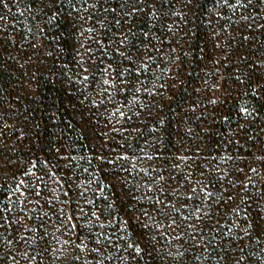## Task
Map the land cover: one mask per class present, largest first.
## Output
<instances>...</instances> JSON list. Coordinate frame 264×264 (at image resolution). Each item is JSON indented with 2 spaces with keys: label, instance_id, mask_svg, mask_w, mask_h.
<instances>
[{
  "label": "trees",
  "instance_id": "16d2710c",
  "mask_svg": "<svg viewBox=\"0 0 264 264\" xmlns=\"http://www.w3.org/2000/svg\"><path fill=\"white\" fill-rule=\"evenodd\" d=\"M6 3L7 8L0 4V16L5 17L0 20V57L2 51L25 57L36 51L33 45L37 47L41 42L44 45H39L37 51L46 60L47 72L40 67L24 69L23 74L36 82V97L22 101V105L36 110L32 117L23 115L22 123L10 126L4 125L0 115V214L11 205L6 219L12 225L8 231L0 228V264H12L10 255L16 256L17 264H27L15 239L20 223L15 219L20 215L17 205L25 194L31 211L24 215L32 217L27 222L36 227L43 224V229L51 234L47 239L54 236L67 240L71 235L75 240L72 233L76 230L65 232L68 225L64 223L73 214L71 222L83 226L82 237L100 232L104 233L102 242L111 237V243L105 244L101 254L53 243L40 264H72L74 255L80 256L74 264H97V260L99 264H183V258L174 259L168 253L184 251L192 241L178 249L176 240L163 236L165 229H151L153 234L160 233L156 236V251L149 247L144 253H136L128 245L138 241L140 222L145 220L141 210H148L151 215L150 206L157 196L170 198L180 207L186 197L171 195L175 184L168 177L179 178L185 172L195 173L194 180L200 179L213 193L207 199L202 196L190 203L195 208H201V202L211 203L212 215L220 221L221 228L211 241L209 252L204 253L210 258L196 264H215L211 250L223 255L221 250L235 236L242 239L236 240L235 251H229L231 260L243 255L245 259L240 264H264V235L254 227L248 229L247 235L240 233L245 221L253 219L257 211L256 204L250 205L246 197L257 201V190H264V0ZM153 4L157 14L149 16L152 8L148 5ZM132 7L141 10L132 17L125 16ZM111 8H116V12H111ZM116 20H120L119 25ZM128 27L135 33L129 36L131 45L148 44L141 56L147 67L136 64L134 67H139L140 72L125 73L119 80L113 75L110 78L114 85L104 84L99 70L94 73L92 66L102 69L113 63L115 67V61L121 59L115 48L124 51V47L118 43L110 45L108 40L118 41L119 32ZM89 28L93 31L89 32ZM145 32L147 37L142 34ZM14 33L19 39L9 37ZM97 41L103 42L99 52ZM208 43L225 45L231 55L237 50L242 54L237 62L223 65L230 84L222 105L212 95L219 91L212 86L218 83L204 78L200 66L187 62V69H191L185 71L170 69L167 64L176 55L173 45H180L186 57H197L205 54L203 45ZM104 48L110 55L101 56ZM89 49L92 51L88 52ZM144 52L152 59L144 58ZM127 54L135 55L131 47ZM81 63L88 68V80L83 79ZM180 75L189 82L177 85ZM10 76L0 66V78L5 85L11 81ZM136 77L140 82L133 87L129 81L135 83ZM13 89L23 97L24 87ZM192 105L194 112L189 108ZM241 107L252 114L240 112ZM209 108L214 111L206 112ZM185 110L191 111L180 116L179 112ZM201 172L211 180L210 184L200 177ZM158 176L164 180H158ZM21 180L24 184H20ZM37 184L40 187L33 194ZM158 188L164 192H158ZM59 209H63V215ZM181 211L187 215L194 208ZM92 212H97L99 221ZM32 235L28 233L29 237ZM39 235H44V231ZM9 239L13 240L12 247L7 244ZM140 247H144L142 241ZM61 248L66 249L67 259L60 255ZM38 251L37 245L31 246L29 257H36L32 264L40 260ZM200 252L201 246L196 245L195 252L189 251V255Z\"/></svg>",
  "mask_w": 264,
  "mask_h": 264
},
{
  "label": "snow or ice",
  "instance_id": "6c2138e0",
  "mask_svg": "<svg viewBox=\"0 0 264 264\" xmlns=\"http://www.w3.org/2000/svg\"><path fill=\"white\" fill-rule=\"evenodd\" d=\"M107 2V0H105ZM125 3H127V0H125ZM0 4H3L5 8L8 7V4L6 3V0H0ZM98 5H93V7H96ZM119 6V5H118ZM152 8V11L149 12L147 15L152 16L156 15V6L148 5ZM104 11H108L109 9H103ZM116 8H111L110 11L115 13ZM141 9H137L135 7H132L130 12L125 13V16L132 17L134 13L140 11ZM70 15V14H69ZM5 19V17L0 16V20ZM115 23L117 25L120 24V20H116ZM102 27H106L101 22ZM170 27V26H169ZM89 32H92L93 29L89 28ZM145 37H147L148 33H142ZM129 36H135V33L131 31V28L128 27L124 31L119 32L120 39L118 41H115L113 39H109L108 43L111 45L113 43H118L119 45L124 47V51H121L120 47L115 48V52L119 53L121 59L118 61H115V67L113 66V63L106 64L102 69H99L98 65H93V72L95 73L97 70H99V74L102 78V81L104 84L107 85H114V81L110 78L111 76L115 75L117 77V80H119V77L124 75L125 73H138L140 72L139 67H134L136 64H140L141 67H147L146 64H144V60L141 58L142 56V50L148 48V44H140L139 47L131 45L129 43ZM150 43V42H149ZM97 44L99 47L96 49V51H100L101 48H103V42L97 41ZM132 48L135 55H128V49ZM92 50L89 49L88 52H91ZM77 55H80L78 52ZM110 55L107 48H104L101 52V56ZM144 58L151 60L152 57L148 56L146 52L143 53ZM92 57L89 56V59ZM81 60H84V57L81 56ZM127 62V63H125ZM81 70L85 75L83 76L84 80H88V68L84 67V64L81 63L80 65ZM139 77H136L135 83H132V81H129L130 84H132L133 87L136 86V84H139ZM127 87V85H125ZM117 91H120V89H117ZM93 103H96V101H93ZM254 111V110H253ZM240 112L245 113L246 115H251L252 113L249 111L248 108L241 107ZM120 115L123 116L124 113L120 112ZM225 120L228 119L227 116L224 117ZM240 127H244L243 124L240 125ZM135 159V157H132ZM186 159V158H185ZM173 167H176L173 165ZM252 172H255V169H251ZM55 173H53V176ZM195 173H187L185 172L182 177H173L169 176L168 180L172 181L175 184V187L171 189V195L180 197L184 196L186 199L180 203V207H177V203L173 202L172 199L166 198V199H160L159 196H157L152 204H151V215L149 214L148 210H141L142 215L145 218L144 221H141V231L139 233L138 241L135 244H129L128 247L133 248L136 253H144L149 247H153V251H156V248L154 245H156L158 242L156 241V236L160 235L159 232H156L155 234L152 233L151 229H165L163 236L168 237L169 239H174L177 241V248H184L185 243L188 241H192L191 244H188V248H184V251L177 250L174 254L169 252L168 255L172 256L174 259L176 258H183V264H196V261L201 259H208L210 257H205L204 253L209 252V245L212 240L217 238V233L221 232V228L219 227L220 221L215 219L212 215V207L213 205L211 203L204 204L201 202V208H195V206L190 203L191 201L198 200L200 197H204L205 199L211 197L213 193L208 191V188L205 184L201 183L200 179L194 180ZM200 177L207 181L209 184L211 183V180H209L208 177L205 176L203 172H201ZM158 180H164L163 176H158ZM20 184H24V181L21 180ZM186 186V188H185ZM40 185L37 184L36 188L32 190L33 194L36 193V189H39ZM149 188L152 187L151 184L148 185ZM234 187V186H233ZM183 189V190H182ZM199 189V191H197ZM17 191H19V186H17ZM158 192L163 193V188H158ZM257 194L259 196V200L253 201L252 198L246 197L249 199L250 205L252 203L256 204V215L253 218L255 221V224L253 223V219H248L245 221V227L240 228V233L247 235L249 228H255L258 229L259 233L261 235H264V190L258 189ZM67 195V193H65ZM148 199H152L149 197ZM229 199H231V196H229ZM52 200L49 199L48 203H51ZM24 205L23 207H20V205ZM28 204V196L27 194L24 195V198L22 201L18 202L17 209L20 215H17L15 217L16 220L20 221L18 227L15 229L16 236L15 239L19 241V244L16 245V247L20 248V255L22 258H24L27 261V264H32V261L36 259L35 256L29 257V251L31 250L32 245H37V247L40 249L38 251V255L40 257V260L37 261V264H40L45 258V254L48 253L49 249L51 248V245L53 243L57 244H63V245H74L75 250L83 251L87 249L90 253H96L101 254V249L105 246L107 243H111V237L107 238V240H104L102 242V237H104V233L100 232L98 235H87L85 237H82L80 235V231L83 230V226H78L75 223H72L73 216H68L66 218V223L68 226L65 228V232H69V230H76L72 234L75 235V240L71 239V235L69 236V239L62 240L57 239L56 237H52L51 240L47 239L48 236L51 234L43 229V224H41L39 227H36L34 225L29 224L27 221L31 220V215H24L29 213L31 210L27 207ZM219 202H217L216 207L217 210L219 209ZM11 208V205L3 209V214H0V220H3L4 223L0 224V228H4L5 231H8L10 228H12V225L8 223V220L6 219L7 214L9 213ZM193 209L194 211H190L187 215L185 212L181 211V209ZM204 209L203 214L201 215V211ZM61 215H63V209L58 210ZM47 215V214H45ZM91 215L96 218L97 221H99L100 217L97 214V212H92ZM244 215L247 217L248 212L245 211ZM154 217H160L161 219L157 220ZM193 217H195V220H193ZM164 221H167V224L164 223ZM191 221V222H189ZM64 223L61 224V227H64ZM7 225V227H5ZM151 225V227H150ZM215 225V228H214ZM236 227H239V225H235ZM43 230L44 235H39V232ZM169 230L171 231L172 235L169 237ZM88 231L91 232V226H88ZM33 233L32 236H28V233ZM198 233V235L193 236L191 233ZM231 230H229V233ZM227 235V234H225ZM221 240L224 239V236L220 237ZM237 239H242V236H235L232 240H229L227 244H225V248L221 251L223 252V255H221L219 252H216L215 249L211 250V253L214 254L215 258V264H220V261H224L225 264H240V261H243L245 257L241 255L238 260H231L229 256V251H235L234 244ZM87 241V243H86ZM144 243V247H140V242ZM7 244L9 247L13 246V240L9 239L7 240ZM88 244H92V247H88ZM196 245L201 246V252L199 255H189V251L195 252ZM229 245H233V247H229ZM219 247V245H217ZM242 251V250H241ZM60 255L65 256V259H67V256L65 255L66 249L61 248L59 249ZM2 258V257H0ZM8 259L12 260V264H17L16 256H8ZM80 259L79 255H74L72 257V264H74V261H78ZM97 264H99V261L97 260Z\"/></svg>",
  "mask_w": 264,
  "mask_h": 264
},
{
  "label": "built area",
  "instance_id": "2783aa9c",
  "mask_svg": "<svg viewBox=\"0 0 264 264\" xmlns=\"http://www.w3.org/2000/svg\"><path fill=\"white\" fill-rule=\"evenodd\" d=\"M2 56L3 67L5 71L11 75V81L7 85H5L3 83V80L0 78V115H3L2 122L4 123V125L12 126L16 122L22 123L23 115L25 118H29L32 117L36 111L28 104L22 105L23 99H31L36 97L33 94L36 89V82L30 75L23 74V72L25 71V67L30 66L34 69L40 67L41 69H44L47 72V69L45 68L46 60L43 55L38 51H36V53L30 52L27 55L28 57L33 59V61H27L25 60L26 56H19L12 52L2 51ZM224 78V83L217 82L218 85H216L220 86L219 92L221 95H223L222 89L226 88V86L230 84V79L226 76H224ZM212 79L213 78L211 77L210 80L212 81ZM176 83L177 85L185 84L181 78H177ZM17 86H22L25 88L23 89V97L19 91L13 89V87ZM212 86L216 88V86ZM169 98H172V96H169ZM226 98L223 97L222 99L218 100L219 103L221 105L224 104Z\"/></svg>",
  "mask_w": 264,
  "mask_h": 264
},
{
  "label": "rangeland",
  "instance_id": "374dc122",
  "mask_svg": "<svg viewBox=\"0 0 264 264\" xmlns=\"http://www.w3.org/2000/svg\"><path fill=\"white\" fill-rule=\"evenodd\" d=\"M11 36L12 39H19L18 35L16 33L14 34H10L9 37ZM21 38V37H20ZM39 45H44L41 42H38L37 47H39ZM37 51V47L35 45H33ZM176 46L177 51H176V55L173 56L171 59L167 60V64L169 66L170 69L176 70V69H184L189 70L191 68L187 69L186 63L188 62L190 65H198L200 66V70L204 73V78H207V80H210V78L212 77V81L214 82H218V83H224L225 82V74H224V64L227 63H233V62H237L238 60H240V58L242 57V54H240L241 51L237 50L235 52L234 55H231L228 51H226L225 49V45H215L213 43H208L207 45H203V49L205 51V54H199L197 57L196 56H188L186 57L185 54L181 53V46L180 45H173ZM36 51L34 53H36ZM20 58V57H19ZM24 60V59H23ZM25 60L27 61H33V59H31L30 57L26 56ZM0 61H1V65L3 67V56L1 55L0 57ZM206 65H208L206 67ZM181 74V73H179ZM181 78L184 83L189 82V79L183 75L178 76V79ZM211 81V80H210ZM4 83V82H3ZM191 83L195 84V82L191 81ZM216 89H220V86H216ZM223 95L220 94V92H213V99L214 100H220L223 97H228V89L223 88ZM30 93V92H29ZM34 96H36L37 94L35 92H33ZM221 95V96H220ZM189 108L192 110H185L180 111L179 115L182 116L184 115V113L188 114L191 112H194L196 108L192 106H189ZM214 110L212 108H209L206 112L208 113H212Z\"/></svg>",
  "mask_w": 264,
  "mask_h": 264
}]
</instances>
